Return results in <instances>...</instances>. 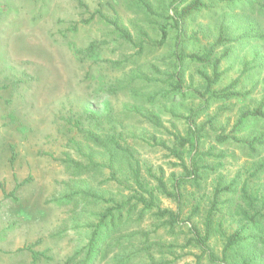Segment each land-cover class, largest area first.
<instances>
[{"label":"rangeland","instance_id":"1","mask_svg":"<svg viewBox=\"0 0 264 264\" xmlns=\"http://www.w3.org/2000/svg\"><path fill=\"white\" fill-rule=\"evenodd\" d=\"M180 1L0 0V264H76L98 214L141 194L131 180V160L108 144L111 138L140 163L147 188L159 168L172 190L174 178L185 174L182 163L222 164L196 191L181 187L196 198L188 197L184 220L191 205L208 209L218 181L224 186L238 175L240 183L247 180L264 193V169L252 176V164L264 162V144L253 143V152L247 146L256 137L264 140V122L237 125L242 112L264 101V0H201L206 8L185 19L182 41L172 20L183 7ZM210 49L203 64L184 60L180 66L176 60L181 52ZM217 59V84L205 95L196 93L205 88L200 74L211 76ZM179 70L181 91L174 93ZM237 78L239 99L210 97ZM190 125L201 130L202 139L198 151L188 145L181 150L180 162L161 142L171 147V135L185 136ZM219 200L224 205L214 223L230 233L241 218L239 195ZM157 204L175 210L172 199L159 197ZM148 213L139 228L132 220L118 222L112 246L138 245L141 231L148 234L147 244L182 246L190 222L199 225L202 219L181 220L169 234ZM222 245L220 235L209 243L217 256ZM121 250L115 247L94 264H113ZM31 251L41 255L34 260ZM195 253L178 248L172 264H195Z\"/></svg>","mask_w":264,"mask_h":264},{"label":"trees","instance_id":"2","mask_svg":"<svg viewBox=\"0 0 264 264\" xmlns=\"http://www.w3.org/2000/svg\"><path fill=\"white\" fill-rule=\"evenodd\" d=\"M187 0H181L180 4L183 6L179 12L174 11L172 14V20L178 33V40H183L182 25L192 14L196 13L200 9L206 8L205 4L201 3V0H193L186 4ZM186 4V6H184ZM173 6V5H172ZM114 27L120 32L117 23L113 22ZM122 36L130 40L126 32L121 31ZM163 33V29H162ZM221 38L219 37L217 42ZM231 42V41H228ZM212 55V50H208L205 54H185L181 52L176 54V60L180 64L184 60H188L191 63L203 64L209 61ZM219 60H215L213 63V71L211 76L200 74L204 80V92L198 94L208 93L211 87L217 84L221 73L217 72ZM182 71L179 70L174 76L175 86L173 87L174 93L180 92V84L182 81ZM238 78L230 83L226 88L220 91H213L210 94L211 98L222 101H230L233 99H239L241 94L236 92ZM205 95V94H203ZM264 101L254 108L252 111L242 112L237 125L245 120H257L264 122ZM152 122L159 126V122L155 117H151ZM186 135L173 133L171 135L173 145L171 147L166 146L165 142H161L162 147L169 151V154L182 161V153L186 145L191 146L193 150L198 151L199 143L202 139L201 130H195L190 125L189 129L185 132ZM257 142L260 146L264 144V140L261 137L254 138L251 142H248L247 146L251 152L254 151L253 143ZM108 144L115 150L125 153L131 160V174L132 182L136 186V189L141 191L140 195H135L132 198L120 202H112L113 206L107 207L103 212L98 214L97 223L94 226L89 227L90 239L86 246L85 252L81 260L76 264H94L98 258L106 260L111 254L115 252L114 248L119 247L122 255H114L112 258L113 264H141L142 260L146 261V264H172L179 259L173 255V251L176 249H192L196 253L193 254L195 264L209 263L216 264V262H229L235 261L236 264H260L264 255V193L259 189H254L255 186H250L247 180H243L241 183L238 181V175L235 176L229 184L222 185L220 181L214 186L212 200L210 206L206 210H202L199 203L191 205L189 213L185 220L188 222L192 219L202 217L200 224L197 225L193 221L190 222L188 228L189 238L182 246L175 244H168V246H162L157 243L147 244L148 234L144 231L138 233L140 237L138 245L135 242H130L125 247L123 244H115L112 246L113 238L116 236L119 229L118 222L125 220H132L138 224L143 221V217L146 212L151 214L156 220L162 221L167 227V233L173 234L174 228L180 225V221H185L183 217V211L189 205L188 197H192L194 192H190L188 196H185L181 192V187L189 184L194 191L201 187V183L209 176L216 173L218 166L222 165L220 162L216 166L210 165H198L196 161H190V164H181L184 171V176L180 178H174L172 190H169L165 180L164 171L162 168L158 169L157 176H152L151 171L147 170L148 175L153 177L154 185L152 188H147L143 185L141 179V167L140 163L134 158L132 152L121 144L115 138L108 140ZM13 153V152H12ZM13 155L9 159V162L13 163ZM253 165L255 169L252 176H256L262 169H264V162H256ZM221 167V166H220ZM113 177V176H111ZM112 179V178H111ZM141 179V180H140ZM146 187V188H145ZM196 193V192H195ZM239 195V203L237 205V213L241 217L239 225L230 233H225L221 229L220 223L215 224L214 219L221 212L224 202L221 199L223 196H236ZM12 196V194H10ZM159 197L166 199H172L175 202V210L161 209L157 200ZM195 198V196H193ZM193 198V199H194ZM196 199V198H195ZM140 207V209H138ZM230 213V212H228ZM125 216V217H124ZM222 216V215H221ZM162 224V225H163ZM241 224V225H240ZM161 226H156L155 230ZM215 235H220L223 245L221 248V256H217L211 250L209 243ZM128 234L126 237H129ZM136 236H130L129 239H133ZM142 237L144 241H142ZM116 243V241H115ZM117 245V246H116ZM252 246V248H251ZM130 248L131 250H127ZM260 251V252H259ZM31 258L34 260L41 255L39 252L31 251ZM171 254V255H170ZM168 255L171 257L168 258ZM78 254L70 258L67 263L77 258Z\"/></svg>","mask_w":264,"mask_h":264}]
</instances>
